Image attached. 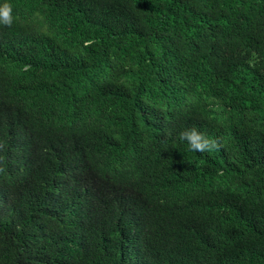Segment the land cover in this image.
Masks as SVG:
<instances>
[{
    "label": "trees",
    "instance_id": "trees-1",
    "mask_svg": "<svg viewBox=\"0 0 264 264\" xmlns=\"http://www.w3.org/2000/svg\"><path fill=\"white\" fill-rule=\"evenodd\" d=\"M8 2L0 264H264V0Z\"/></svg>",
    "mask_w": 264,
    "mask_h": 264
},
{
    "label": "clouds",
    "instance_id": "clouds-1",
    "mask_svg": "<svg viewBox=\"0 0 264 264\" xmlns=\"http://www.w3.org/2000/svg\"><path fill=\"white\" fill-rule=\"evenodd\" d=\"M15 15L13 7L8 0H0V26H7L11 28L15 23ZM178 139L185 142L190 152H212L219 150V143L214 138L207 137L203 132L197 128H188L178 134Z\"/></svg>",
    "mask_w": 264,
    "mask_h": 264
}]
</instances>
